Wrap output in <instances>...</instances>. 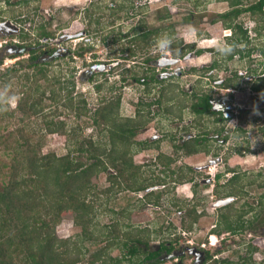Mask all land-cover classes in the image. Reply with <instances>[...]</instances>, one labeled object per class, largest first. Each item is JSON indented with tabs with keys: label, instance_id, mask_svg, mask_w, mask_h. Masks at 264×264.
<instances>
[{
	"label": "rangeland",
	"instance_id": "rangeland-1",
	"mask_svg": "<svg viewBox=\"0 0 264 264\" xmlns=\"http://www.w3.org/2000/svg\"><path fill=\"white\" fill-rule=\"evenodd\" d=\"M198 1L199 6L193 8L187 0H150L146 4L150 10L139 12L135 18L132 16L136 13L135 8L131 11L132 15L130 11H111L112 0H92L91 4L89 0H39L38 5L30 2L24 12L25 28H29L30 22V28L24 31L26 39H31L30 43L37 41V27L44 26L54 37L48 42L42 40L43 47L64 53L45 68L46 79L35 75V68L26 66L27 53L9 50V46L19 44L18 36L0 28V90L7 86L9 93L19 96L14 108H5L0 104V165H3L4 171L9 170L14 156V152L4 151V146L10 147L16 141L28 140L39 145L41 155L54 153L63 156L73 147L64 132L47 129L48 121H62L67 133L80 127L82 133L80 130L75 132L82 134V138L90 137L92 141L101 146L107 144L109 148L108 125L102 124L100 127L103 130L99 132L101 130L91 119L104 103L118 101L117 118L121 120H147L136 131L134 138L136 142L144 143L146 148L139 147L133 155V164L141 167V176L147 179L158 176L164 180V188L153 185L157 187L153 193L161 195L159 208L155 209L149 197L145 196L152 189L139 192L124 190V185L130 183L124 176L117 178L119 188L109 182V176L116 173L111 168L91 176L89 186L95 191H106L110 187L113 190V193L99 196L96 204L97 226L90 228L84 241H81L80 228L73 224L72 214L64 215L56 227L58 238L80 243L78 247L85 253L80 264H86L92 253L108 245V240H95L100 238L102 230L108 231L105 226L113 228L115 221L118 223L115 229L110 228L113 237L124 238L127 233L138 232L149 241V245L171 243L173 248L186 251L187 247L202 249L200 245L204 244L203 250L211 257L217 253L213 261L218 264H239L241 258H247L251 264H264V185H261L264 183V93L249 91L255 75L264 78V55L260 50L264 49V21L256 22L249 14L240 16L238 21L247 29L250 40L238 47L242 49L243 56L237 54L228 59L229 53L221 54L217 46L227 43L230 30L222 22L213 21L216 16L228 11L227 2ZM3 6L0 0V25L2 19H12L14 15L5 12ZM164 8L170 11V17L156 20L160 15L165 17ZM188 15H192L190 23L184 20ZM139 19L144 20L143 25L151 30H167L172 25L175 34L171 40L181 44L176 47L175 53H183V58L172 62L178 56L172 55L169 48L161 52L156 46L148 45L147 48L140 45L141 49L132 44L130 29ZM187 45H194V51L185 50ZM130 48H133L134 56L122 53V50ZM196 50L202 52L198 54ZM247 51H250L249 56L245 54ZM152 58H156V62ZM92 64L98 65V70H92ZM211 64L214 68H210ZM235 72L241 76L239 91H226L220 84ZM133 76L148 84L142 85L138 80L136 83ZM72 83L74 89L67 98L66 92ZM98 85H101L99 91L96 90ZM59 87L61 91H58ZM53 92L57 96L55 100L51 98ZM228 93L233 95L234 100L230 101L234 108L229 112L232 115L229 121L217 122L218 116L199 114L192 108L200 95L209 94L213 102L217 100L220 104ZM27 94L28 100L24 99ZM70 100L79 108L83 105L79 102L84 101L87 114L68 108ZM32 101L38 105L35 112L40 113L29 110L28 105ZM197 111L200 109L197 108ZM229 114L225 116L229 117ZM239 128L243 132L238 131ZM194 137L207 140L204 145L209 150L208 154L187 156L181 150L176 151V145ZM224 137H229L225 144ZM77 139H81V135ZM168 158L173 162L164 166ZM79 159L83 163L91 161L86 153L80 154ZM185 167L194 168V184H174L171 179L174 180L175 175H171L169 169L182 168L185 171ZM229 168L237 173L238 184L242 188L240 194L235 195L238 199L233 206L245 212L249 206L254 207V212L245 215V219L258 214L260 222L240 233L224 234L223 241L211 246L208 238L214 231L219 211L215 203L219 196L225 197L228 187L233 188L228 183L231 176ZM213 174L220 175L218 181L211 179ZM181 204L191 216L186 218V226L196 215L192 209L194 206L199 215L191 230L181 228L182 212H178V205ZM253 248L256 250L248 253ZM109 255L122 258L124 251L114 247L109 250ZM179 261L168 259L163 264H177ZM193 262L194 255L186 251L183 264Z\"/></svg>",
	"mask_w": 264,
	"mask_h": 264
},
{
	"label": "trees",
	"instance_id": "trees-1",
	"mask_svg": "<svg viewBox=\"0 0 264 264\" xmlns=\"http://www.w3.org/2000/svg\"><path fill=\"white\" fill-rule=\"evenodd\" d=\"M187 1L192 4L193 8L199 6L198 0ZM219 1L227 2L229 9L216 16L213 21L222 22L230 30V35L226 37V45L232 48L228 59H231L237 54L243 56L242 49L238 47L249 43L250 39L247 29L243 27L238 19L243 14H249L256 22L264 21V0H254L251 3H248V0ZM135 9L136 13L132 15L134 18L140 14L139 12H143L144 10L142 8ZM164 10L165 17L160 15L156 20L163 21L170 17V11L167 8H164ZM118 11L122 12L124 10L120 7ZM191 17L192 15H188L184 20L190 23ZM143 24H145V21L139 19L136 25L130 29L131 43L135 44L137 48L142 49L140 45L147 48L148 45L155 46L158 38L162 36L172 38L175 34V29L172 25L167 30L159 31L158 29L151 30ZM139 25L140 27H138ZM136 27L138 28L136 29ZM178 46H181L180 42H172L169 46V51H172V55L174 56L183 57V53H175L176 47ZM184 49L191 52L194 49V45H187ZM260 50L262 55H264V49L262 48ZM196 51L198 54L202 52L200 50ZM146 52L149 53L147 50ZM122 53H128L130 56H134L133 48H130V50L124 49ZM245 54L249 56L250 51H247ZM156 58H152V60L154 61ZM210 68H214V65L211 64ZM36 69L33 71L35 75H39V77L44 79L47 78V73L43 68ZM28 76L30 75L27 74L26 77L29 78ZM133 78L136 77L133 76ZM137 80L142 85L148 84L145 81ZM52 82H55V80ZM240 82L241 76H237L235 72L231 75V78L224 80L220 86L224 89H238ZM100 88L101 85L96 86L97 91ZM73 89L72 83L70 90L66 92L67 98L71 95ZM61 90L62 88L59 87L58 91ZM251 90L253 92H264V78L258 76L251 84ZM51 98L53 100L57 98L55 92L52 93ZM24 99L28 100V94L25 95ZM71 100L69 101L68 108H74L78 112L83 111L85 112L84 114H87L86 103L84 101L79 102L83 103L82 107L79 108V105L75 107V102L71 103ZM35 104V101L29 103L30 111H36L35 108L38 105ZM210 104V95L203 94L198 97L196 103L192 104V108L199 114H211L213 112L210 111ZM119 105L120 103L118 101L114 104L104 103L91 118L93 124L100 130L102 124L108 125L106 132L109 148L106 147L107 144L101 146L96 141H92L90 137L82 138V134H80L82 130L80 127H75L72 133L69 131L67 133V131H64L65 123L62 121L58 123L48 121L46 127L50 132H64L68 142L73 145L63 156H56L54 153L41 155L40 146L28 140L16 141L10 147L8 145L4 146L3 150L14 152V156L13 163L8 171H4L3 165H0V264H80L83 262L85 253L78 247L80 243H71L70 239L58 238L56 235V227L62 221L64 215L68 213L72 214L73 224L80 228L82 235L81 241H84L90 228L97 226L95 223L98 209L96 204L100 199L99 196L101 194L108 195L109 193H113V190L111 187L102 192L92 189L89 186V180L94 174L108 171L111 168L116 173L115 175L109 176V182L117 185L119 188L117 178L124 176L130 182L124 185V190L133 192L153 189V185H164V180L161 177L155 176L147 179L141 176V167L133 164V155L138 151L139 147L146 148V145H143L144 143L136 142L134 138L136 131L147 120L142 121L141 119L131 118L121 120L117 118ZM199 105L203 107L201 111H197V106ZM20 108L22 109V105ZM40 112L37 111L35 113ZM137 118L140 117L138 116ZM76 130H80V133L75 132ZM102 130L99 132H102ZM239 131L243 132L242 130ZM78 135H81V139L79 140L77 139ZM189 139L181 145H176V151L181 150L187 156L197 153H209L207 146L204 145L207 140L196 139V137ZM133 147L135 148L133 149ZM82 153L88 155L89 161L91 160L90 163H83L79 159V155ZM172 162V159L168 158L163 164H165L164 166H168ZM185 169V171L182 168L178 170L169 169V173L175 175V179H171V181L174 183L193 182L192 168L185 167ZM227 170L231 171L230 169ZM229 180L228 183L232 184L233 188L229 189L228 187L229 191L226 192L225 196L239 195L242 188L239 187V177L237 174H234ZM261 185H264V183ZM145 196L149 197L151 204H159L161 195H155L149 191ZM172 204L176 206L174 202ZM251 209L252 207L249 208V210ZM223 210L219 215V223L217 225L219 233L242 232L246 228L251 229L252 225L256 222H260L258 214L246 220L243 219V215L247 213L245 211L237 213L230 206H226ZM193 212H195L194 209ZM188 216L190 217L189 214ZM196 217L194 216L191 219L188 226L182 221V227L190 229L191 225L196 221ZM114 223L113 228L112 226H105L104 229L108 231L105 232L102 230L101 235L98 236L100 238L97 240L94 239L95 241L108 240V245L92 253L87 259L86 264L162 263L157 260L159 253H147L149 241L145 237H141L138 232L131 235L127 233L124 238L120 236L113 237V230L111 229H115L114 227L118 224L117 221ZM110 238H113V241H110ZM69 244H72V246L69 247ZM166 244L162 242L160 244L161 248L171 251L172 247L167 248ZM114 247L124 251L122 258H113L109 255V250ZM253 250L255 249L253 248ZM141 254L144 255L142 256Z\"/></svg>",
	"mask_w": 264,
	"mask_h": 264
},
{
	"label": "flooded vegetation",
	"instance_id": "flooded-vegetation-1",
	"mask_svg": "<svg viewBox=\"0 0 264 264\" xmlns=\"http://www.w3.org/2000/svg\"><path fill=\"white\" fill-rule=\"evenodd\" d=\"M38 1L39 0H2V4L4 5L3 6V10L5 12H11V13H14L13 17H11L12 19H2V25H0L2 28L3 31L7 32V30H9L8 32H12L14 33L15 35L18 36V41H19V44L17 45H11L9 46V50L12 51V52H15V53H27L28 54V60H27V63H26V66L28 67H32V68H43L44 71L46 72L47 70L45 68L49 67V65L55 61H57L58 59H60V55H64V53L62 51H58V49H52V50H46L44 47H43V42L42 40L44 41H51L52 37H54L53 35H50L48 32V30H46L44 28V26H39L37 27V29L39 28V32L38 33V38H37V41H34L33 43H30V40H27V36H26V33H24V31H27V29L30 28V22L28 23V27L25 28V25H26V20L24 19L25 15H24V12L26 10V6L30 3V2H35L34 4L35 5H38ZM159 1V0H158ZM92 0H89V4H91ZM112 5L111 7L109 8L111 11H114L116 13H120L121 11H118L120 9V7L124 10V11H132L134 8H142L144 9V11H149L150 10V7L149 6H146L147 3H150V0H134V2H132V0H112ZM136 3V5L134 4ZM134 6H137V7H134ZM15 19V20H13ZM6 20V21H4ZM15 21L16 23H13L12 22ZM48 31V32H47ZM26 36V37H25ZM31 38V37H30ZM10 40H14V39H11ZM17 41V42H18ZM29 41V43H27ZM170 53V52H169ZM124 54H128V53H124ZM171 54V53H170ZM60 56V57H59ZM67 57V56H64V58ZM13 58H16V57H13ZM183 57H176V59L180 60L182 59ZM153 61V60H152ZM16 62V61H14ZM154 62H156V60H154ZM2 64V61L0 60V65ZM121 64V63H120ZM91 66V69L92 70H98V65L96 64H92L90 65ZM37 70V69H36ZM258 76L260 75H257L255 78H253V80H251V82L253 83V81H255ZM152 77V76H151ZM154 75H153V79H154ZM135 82L137 83V79L134 78ZM156 80V79H154ZM251 83V84H252ZM226 91H239V88L238 89H226ZM249 91L252 92V93H261V92H253L251 90V86L249 87ZM264 92H262L263 94ZM235 99V98H234ZM212 97L210 96V105H211V108H210V111H212L214 113V115L218 116V119H217V122L221 121V120H226V121H229L230 119H232V116L231 114H229L230 110H232L234 108V104L233 103H230V101H234L233 100V95L228 93L226 95V97H223L222 98V102H219L217 101H212ZM197 108L200 109H203V107L201 105L197 106ZM227 109H228V112H227ZM214 110V111H213ZM226 111V114L228 115L229 114V117L225 116L226 114H224ZM242 111V110H241ZM211 113V114H213ZM202 114V113H201ZM205 114H208V113H205ZM238 131L241 130L240 128L237 129ZM222 133V131L220 132ZM229 139V137H224L223 139V142L225 144V142ZM188 140V139H187ZM186 141V140H185ZM184 142V141H183ZM221 159V158H220ZM192 168V170H194L193 167H190ZM230 169V168H229ZM231 171H228L229 173H231V176L229 179H231L233 177L234 174H237L235 171H232L233 169H230ZM220 178V175H216V174H213L212 176V180L216 179L218 181V179ZM195 181V180H194ZM194 181L193 182H190L191 185L194 184ZM174 183V182H173ZM175 184V183H174ZM173 184V185H174ZM225 184V183H224ZM223 184V185H224ZM165 185H163L162 187L160 188H163ZM213 186H215L214 188H216V184H214ZM239 197V196H238ZM238 198L234 195V196H225V197H222V196H219V198L217 199L218 201L215 203V205L217 206V209L219 210L218 211V214H217V220H216V224L214 225V231L209 235V240H210V245L211 246H214L216 245V243L220 242V241H223V235L224 234H228L230 235L231 233H228V232H218V223H219V215L222 211H224L223 209L226 207V206H230L232 207V209L234 211H236L237 213L241 212L239 211L238 208H235V206H233V202L235 204V200H237ZM178 207L180 208V210H178V212H182L181 213V228H184L182 227V221L185 222L186 218L190 219V217L188 216V213L185 211V208H183V205L181 204L178 205ZM251 206L248 207V211H246L247 213L243 215V219L246 218L245 215H248L249 213H253L254 212V207H252L251 210H249ZM154 208L155 209H158L159 208V205H154ZM194 214L195 217L199 215L196 213V208L194 206ZM192 210V209H191ZM243 211V210H242ZM251 213V214H252ZM200 214V213H199ZM256 214V213H255ZM238 216V215H236ZM253 216V215H252ZM251 216V217H252ZM250 217V218H251ZM249 218V219H250ZM197 217H196V221L193 223L195 224L197 222ZM247 220V219H246ZM185 229V228H184ZM216 229V230H215ZM185 230H188V229H185ZM191 230V229H190ZM240 233V232H238ZM232 234H236V233H232ZM212 240V241H211ZM214 241V242H213ZM161 244V243H160ZM160 244L158 245H148V248H147V253H151V252H157L159 253V255L157 256V260L161 261L163 263H165L166 260L168 259H178L180 260L177 264H183V258L184 256L186 255V251H188V253L191 255H194V262L193 264H218V262L216 261H213L214 258L217 256V253L215 254V256H212L203 250V248H205V245L202 244L200 245L202 249H193L191 247H187V250L186 251H182V248H179V250H177L176 248H173L171 245V243H167V248L169 247H172V250L171 251H168L166 249H162ZM255 249V248H254ZM253 250V249H252ZM252 250H249L250 252L248 253H252ZM256 250V249H255ZM213 258V259H212ZM222 264H230V263H222ZM239 264H251L248 259L246 258H241V261L239 262Z\"/></svg>",
	"mask_w": 264,
	"mask_h": 264
},
{
	"label": "clouds",
	"instance_id": "clouds-1",
	"mask_svg": "<svg viewBox=\"0 0 264 264\" xmlns=\"http://www.w3.org/2000/svg\"><path fill=\"white\" fill-rule=\"evenodd\" d=\"M131 15H132V12H131ZM135 25L136 24H134L133 26H135ZM171 43H172V40L169 36H162V37L157 39L155 46L161 52H163L169 48ZM217 51L220 52L221 54H228L232 51V48L229 45L222 44V45L217 46ZM176 60H178V59H176ZM18 102H19V96L15 93H9L7 86H5L2 90H0V104H2L5 108H14V107H16ZM161 186H163V185H161ZM156 189H157L156 187L153 188L151 190V192H155Z\"/></svg>",
	"mask_w": 264,
	"mask_h": 264
},
{
	"label": "water",
	"instance_id": "water-1",
	"mask_svg": "<svg viewBox=\"0 0 264 264\" xmlns=\"http://www.w3.org/2000/svg\"><path fill=\"white\" fill-rule=\"evenodd\" d=\"M171 61H172V62H173V61L175 62V61H177V60H171ZM169 62H170V61H169Z\"/></svg>",
	"mask_w": 264,
	"mask_h": 264
}]
</instances>
